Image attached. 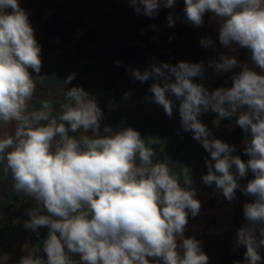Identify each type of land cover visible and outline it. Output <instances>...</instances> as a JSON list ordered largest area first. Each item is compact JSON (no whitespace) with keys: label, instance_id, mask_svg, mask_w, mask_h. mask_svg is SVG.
<instances>
[{"label":"clouds","instance_id":"1","mask_svg":"<svg viewBox=\"0 0 264 264\" xmlns=\"http://www.w3.org/2000/svg\"><path fill=\"white\" fill-rule=\"evenodd\" d=\"M135 15L155 18L159 10L174 8L176 0H127ZM184 22L202 27L205 13L219 23V42L250 51L252 66L221 54L209 60L216 73L240 68L232 86L209 91L194 78H205L204 62L150 63L143 71L128 68L141 83L153 80L152 100L171 118L177 107L181 128L209 153L203 184L215 185L229 202L237 189L252 197L243 205L246 221L236 233L235 246L246 248L243 264H260L264 248V0H184ZM10 9V11H9ZM181 19L169 13L173 27ZM151 27H155L152 25ZM29 13L19 0H0V125L13 131L0 135V170L10 177L16 194L34 206L24 228L39 236L18 264H208L202 241L185 237L189 214L197 217L201 201L187 166L174 172L168 159L157 160V138H142L131 127L104 126L96 98L82 86L60 89L64 99L32 101L42 68L41 46ZM204 48L214 42L201 38ZM119 66L122 61H115ZM31 69L37 75L34 77ZM257 69L259 71H257ZM209 111L220 120L235 117L245 133L247 161L233 155L236 147L216 138L201 115ZM91 132V135L88 133ZM253 178L246 184L240 180ZM16 221H14L15 223ZM42 251L46 258L39 255ZM78 255V259L73 258ZM151 258V259H150ZM8 254L0 257L7 264ZM241 264V262H236Z\"/></svg>","mask_w":264,"mask_h":264},{"label":"rangeland","instance_id":"2","mask_svg":"<svg viewBox=\"0 0 264 264\" xmlns=\"http://www.w3.org/2000/svg\"><path fill=\"white\" fill-rule=\"evenodd\" d=\"M19 4L29 13L31 26L35 29V38L41 46L42 65L51 64L67 69L69 74L76 73L72 83L82 86L94 96L100 108L95 89L105 85L119 88L127 98L125 107L120 111L121 116L128 110H136V107L142 104L137 93L141 82L132 78L128 68L143 71L150 63L161 61L172 65L180 61H203L205 78L196 77L198 79L194 80L200 79L211 92L215 90L214 83L228 77L229 73H216L208 66L209 60H216L223 54L235 56L241 65L252 66L250 51L247 48H240L236 44L225 48L220 44L219 23L211 13H205L202 27L197 28L184 22V0H176L174 8L162 7L155 18L135 15L127 0H19ZM169 13L181 18L173 27L168 26ZM152 25L155 27H151ZM201 38L212 40L213 46L202 47ZM115 61L123 63L118 66ZM86 64L92 65V85L86 83ZM146 82L151 86L153 80ZM149 94L153 95L150 91ZM44 99L47 97L43 90L37 87L32 104ZM142 105L144 111H137L141 118L149 113L154 119L170 121L177 126V130H182L178 110L173 109V116L169 118L162 106L155 103ZM56 108L58 110V106ZM209 112L215 116L214 119L206 121L201 115V122L219 139L234 123L229 127L220 120L217 124L218 114ZM104 126L116 130L103 113L102 134ZM5 131L11 133L13 128L0 125V135ZM88 135H91V132ZM231 145L236 147V152H243V142ZM206 159H210L209 153ZM204 174H207L205 161L191 185L197 190L196 198L201 201V211L195 218L189 214L185 237H195L202 241V250L209 257L208 264H243L246 248L236 247L234 242L237 230L246 222L243 205L251 202L252 197L243 195L237 189L236 199L229 202L222 194H214V184H203L201 177ZM252 178L253 174L249 171L248 176L241 179L240 183L246 184ZM10 188H0V197H4ZM26 219L30 217L27 215ZM42 228H39L38 232ZM3 231L0 232V257L8 254L10 259L7 264H18L26 254L25 246L31 248L30 241L36 233L24 228L22 222L17 219L7 220ZM259 251H264V248ZM39 255L46 258L43 252ZM73 258L78 259V255Z\"/></svg>","mask_w":264,"mask_h":264},{"label":"trees","instance_id":"3","mask_svg":"<svg viewBox=\"0 0 264 264\" xmlns=\"http://www.w3.org/2000/svg\"><path fill=\"white\" fill-rule=\"evenodd\" d=\"M85 69L88 73L86 83L88 85L93 84L92 65L86 64ZM32 72L35 77L37 74ZM40 76H45L43 83L37 81V87L42 89L47 99H52L55 102V107L63 101L64 97L60 92L63 81L70 75L69 71L62 67H56L51 64H44L41 68ZM232 76L225 77L214 83V88L231 87ZM201 83L200 81H196ZM75 86L72 82L66 86L71 88ZM150 84L148 82L141 83L137 87V93L142 104L152 105L154 101L149 94ZM96 95L99 97L100 105L104 115L109 123L119 130L120 128L131 127L141 133L142 138H157L159 143L154 146L156 149V159H168L169 166L174 172H179L183 166H187L190 169V175L192 180L199 172L201 165L204 163L207 152L203 149L201 144L192 138L191 132H185L183 130H177L173 126L159 122L154 117L147 113L143 118L140 117L137 111L143 112L144 107L142 104L136 107V110H128L121 116L120 111L125 107L127 98L125 94L112 85L98 86L95 89ZM38 108L39 101L34 103ZM174 110H178L177 107ZM206 121L213 120V115L208 112L202 114ZM226 126L231 125L235 121V117L230 119L221 120ZM245 133L236 126H234L222 135L219 139L227 142L228 144H238L244 140ZM233 155H239L242 160L247 161L249 157L243 152L237 151ZM10 186V190L7 191L4 197H0V232H4L5 222L7 220L17 219L22 222L26 221L27 210L34 206V201L31 198L16 194L12 189V181L10 177H4L2 170H0V188ZM48 229L43 227L39 231V236L34 234L31 238L30 246L38 247L47 236ZM42 251L39 252V254ZM262 260L260 264H264V251H260Z\"/></svg>","mask_w":264,"mask_h":264},{"label":"crops","instance_id":"4","mask_svg":"<svg viewBox=\"0 0 264 264\" xmlns=\"http://www.w3.org/2000/svg\"><path fill=\"white\" fill-rule=\"evenodd\" d=\"M233 72H228L229 73V76H232L234 73H236V72H239V70L238 71H235V70H232ZM228 76V77H229ZM194 79H198V78H194ZM201 79V78H200ZM200 79L199 80H196V81H200ZM201 83H202V81H200ZM203 84H205V83H203ZM215 117V116H214ZM155 120H157V121H159V122H163V123H167V124H169V125H171V126H173L174 128H176L177 126H175L174 124H172V122H170V121H166V120H161V119H156L155 118ZM226 126V125H225ZM234 126V125H233ZM230 127V126H229ZM231 129V127L228 129V131ZM243 142V141H242ZM242 142H240V143H238V144H241ZM238 144H236V145H238Z\"/></svg>","mask_w":264,"mask_h":264}]
</instances>
